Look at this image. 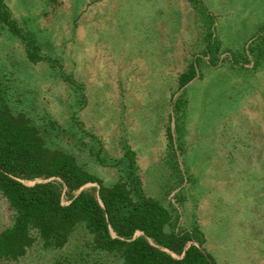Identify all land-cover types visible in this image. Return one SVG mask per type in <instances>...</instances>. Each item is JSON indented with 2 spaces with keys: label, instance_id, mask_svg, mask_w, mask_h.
<instances>
[{
  "label": "rangeland",
  "instance_id": "374dc122",
  "mask_svg": "<svg viewBox=\"0 0 264 264\" xmlns=\"http://www.w3.org/2000/svg\"><path fill=\"white\" fill-rule=\"evenodd\" d=\"M3 2L20 30L0 23L11 107L104 185L136 183L198 229L215 264H264V0ZM15 217L0 192V232ZM31 234L0 264H123L83 226L61 248Z\"/></svg>",
  "mask_w": 264,
  "mask_h": 264
},
{
  "label": "trees",
  "instance_id": "16d2710c",
  "mask_svg": "<svg viewBox=\"0 0 264 264\" xmlns=\"http://www.w3.org/2000/svg\"><path fill=\"white\" fill-rule=\"evenodd\" d=\"M0 23L19 34L3 0ZM37 49L28 47L32 62L43 59ZM194 75L192 67L179 76V83ZM3 81L0 76V192L16 217L0 232V258L24 255L34 242L32 230L45 248H61L74 229L83 226L92 235L94 249L118 254L123 264H215L199 246L203 239L198 229H175L169 210L144 195L136 183L104 185L71 153L50 146L45 124L11 107ZM131 153L127 151L132 158ZM85 183H96L97 195L86 190L75 194Z\"/></svg>",
  "mask_w": 264,
  "mask_h": 264
}]
</instances>
